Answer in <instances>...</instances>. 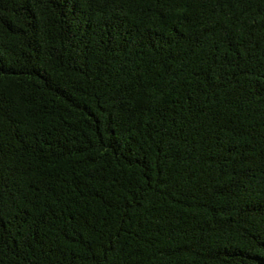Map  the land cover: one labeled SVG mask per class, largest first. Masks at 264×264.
I'll use <instances>...</instances> for the list:
<instances>
[{"label": "trees", "instance_id": "obj_1", "mask_svg": "<svg viewBox=\"0 0 264 264\" xmlns=\"http://www.w3.org/2000/svg\"><path fill=\"white\" fill-rule=\"evenodd\" d=\"M0 264H264V0H0Z\"/></svg>", "mask_w": 264, "mask_h": 264}]
</instances>
